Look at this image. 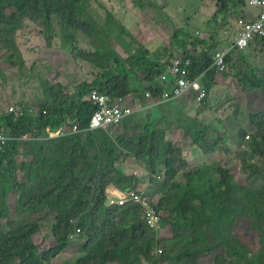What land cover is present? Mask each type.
Instances as JSON below:
<instances>
[{"label": "trees", "instance_id": "trees-1", "mask_svg": "<svg viewBox=\"0 0 264 264\" xmlns=\"http://www.w3.org/2000/svg\"><path fill=\"white\" fill-rule=\"evenodd\" d=\"M211 1L217 3L218 12L222 15L228 14L229 8H235L239 2L246 3L243 0ZM144 2L135 0L134 5L144 10ZM96 9L105 12L104 26L114 28L138 47L127 58L112 49L91 52L74 47L78 59L91 65L95 71L93 81L80 84L71 96L65 93L62 84H46V102L39 105L35 103L39 109L35 118L27 113L19 118L7 113L0 116V130L6 128L12 135L30 132L32 125L41 130L48 119L53 120L55 128L68 120L76 121L81 130L54 140L12 142L0 152V218L11 219L12 226L8 233L0 234V264H49L52 258L65 251L70 242L79 236L84 241L81 244L82 252L72 264H152L156 246L162 245L167 249L172 241L179 245L168 248L167 252L164 249V260L168 264H205V257L221 248L227 250V256L217 255L214 264L234 263L230 259L232 255L244 260L245 264H264L263 253L256 251L248 256L243 251V244L233 234L238 217L246 216L260 238H263L264 189L247 187L238 191L234 186L235 180L228 186L229 170L226 168L217 169L220 179L216 190L214 186L202 189L194 185L191 181L193 177L202 174V171L196 170L186 173L188 182L182 185L173 181L180 158L170 152L166 161L167 172L164 174L167 177L157 183V192L161 196L157 198V203L154 202L162 215L159 231L151 228L142 218L138 204H108L111 195L107 188L110 184H117L120 191L139 190L136 189L137 177L115 166L121 158L118 148L125 145L120 134L114 138V135L102 129L89 130L96 107L86 98L94 90L111 97L135 96L142 92L144 98L146 90H151L153 96L158 97L161 87L154 91L152 86L166 66L156 62L100 0H0V58L6 49L10 52V66L17 65L13 60H23L15 36L17 31L25 28L26 21L41 26V34L45 35L48 43L51 36L47 32L52 30L54 18L59 19L65 31L69 32L71 43L75 44L77 32L88 38H99L104 29L94 17ZM174 38L178 47L186 45L178 35ZM213 50L188 56L193 63L192 75L197 77L204 74L202 83L208 94L217 77V72L211 69ZM229 56L226 59V72L233 71ZM131 74L139 78V87L131 84ZM134 115L127 117L117 128L126 129L129 120H136ZM249 117L257 131L252 135L246 130L239 132L240 140L244 141L247 136L249 138L242 169L251 174H264L263 169L247 158L249 154L264 157V111H250ZM150 129L147 126L136 143L135 154L138 158L149 157L150 171L156 173V161L160 158L159 145L163 137ZM219 138L225 142L229 140L227 134ZM219 138L209 140L198 131L192 134L193 142L205 155L223 149L224 142ZM20 144L29 146L33 161L23 165L29 185L19 195L16 212L23 214L17 217V221L13 219L9 204L13 184L11 176L5 172V162ZM91 148L97 149L93 156L90 154ZM224 150L230 151V148L225 147ZM42 212L37 220L31 219ZM48 215L55 218L50 224L52 239L47 243H36L33 237L41 231L38 220ZM77 228L81 230L80 234L70 240V234ZM159 263V259L153 262Z\"/></svg>", "mask_w": 264, "mask_h": 264}, {"label": "rangeland", "instance_id": "rangeland-1", "mask_svg": "<svg viewBox=\"0 0 264 264\" xmlns=\"http://www.w3.org/2000/svg\"><path fill=\"white\" fill-rule=\"evenodd\" d=\"M107 1L109 3L107 8L116 17V0ZM159 4L162 5V2L160 1ZM159 9L160 6H156V8H152L151 12H146L143 21L145 28L141 34L139 33L140 29L136 31V39L144 47L145 44H149L146 46L148 48L151 47L150 45H154L153 57L162 61L163 65L176 55H199L203 51H212L220 41L229 42L231 36L225 31L228 25L233 24L237 18L210 15L204 19L201 25L196 24L194 30H190L187 24V28L182 27L181 29H188L187 31L192 33L189 36H183L176 29V26L179 25L178 21L171 24V21L166 19L160 20ZM94 17L100 25L105 24L106 15L103 10L96 9ZM195 17L194 15L189 16L190 19ZM185 22L186 20H184V24ZM121 23L123 24V22ZM102 27L104 32L101 31L97 39L88 38L81 32H77L74 44L69 40V32L65 31L59 19L54 18L52 30L47 32V35L51 36L50 43H48L45 35L41 34L43 28L32 21H26L25 28L17 31L15 36L23 60H13L17 65L12 67L9 61L10 52L5 49L1 54L3 57L0 58V113H4L7 106L13 101L37 108L36 104L46 102L44 89L48 83L50 85L62 84L65 93L71 96L80 84L93 81L95 71L91 65L78 59L74 47L91 52L112 49L123 58L131 56L136 51L138 45L125 38L117 30L104 25ZM175 35H178L181 41L186 42L184 47H178ZM245 50H236L231 53L229 58L233 65V71L217 73L213 82L215 84L211 85L209 96L205 102H198L196 93L189 92L178 100L152 106L143 97L142 90H138L141 92L135 95L138 107L145 108L134 113L136 120H129L126 129L125 127L116 128L111 133L114 138L120 134V138L123 137L125 142V145L118 148L121 158L116 162V168L126 174L136 176V189L148 192L152 195L155 203L161 196L157 192L159 189L157 183L167 177L164 174L167 172L166 161L170 152L171 155L180 158V162L176 166L177 174L173 179L174 182L177 181L184 185L188 182L187 172L196 170L201 173L202 171V174L193 177L192 183L202 189L214 186L216 190L220 179L217 169L226 168L229 170L228 186L231 185V181L235 180L234 186L238 191L247 187L264 189V174H251L250 171L242 169L244 154L248 152L249 138L247 136L242 141L239 137L241 130H246L249 135L257 131L253 128L249 112L262 113L264 111V43L252 44L250 55ZM131 77V84L134 87H139L141 84L139 78L134 74H131ZM144 86H147V83H144ZM147 126L151 127V131H155L163 137V141L159 145L160 158L156 161V173L150 171L149 157L138 158L135 154L136 143L145 133ZM195 131L202 133L209 140L218 139L220 135L227 134L229 140L225 142L219 138L224 142H222L223 149L205 155L192 140V134ZM225 147H229L230 151L224 150ZM96 152L97 149L91 148L92 156ZM31 153L33 152L29 146L20 144L5 162V172L11 176L10 180L13 184L9 204L13 210V219L17 221H19L17 217L23 214L16 212L18 198L29 185L28 179L24 175L23 165L33 161ZM247 158L251 163L264 170V157L249 154ZM115 185L117 186V184ZM41 214L43 212L33 215L31 219L37 220ZM10 220L9 218H0L1 235L8 233L12 228ZM38 221L41 224V231L33 237L34 241L40 244L47 243L52 239L50 224L55 221V218L53 215H48ZM236 226L233 234L239 243L243 244L244 253L251 256L253 252L257 251V253H263L264 256V234L261 239L260 234L253 228L246 216L238 217ZM207 230L209 231V229ZM82 241L79 236L74 242H70L67 249L52 258L49 264H72L75 262L82 252L81 244L84 243ZM178 245L172 241L167 249L176 248ZM160 246L167 252L164 246ZM217 255L226 257L227 250L221 248L213 255L208 254L204 259L205 264H214L213 260ZM230 259L235 262L222 264H245L244 260H238L236 255H232Z\"/></svg>", "mask_w": 264, "mask_h": 264}, {"label": "built area", "instance_id": "built-area-1", "mask_svg": "<svg viewBox=\"0 0 264 264\" xmlns=\"http://www.w3.org/2000/svg\"><path fill=\"white\" fill-rule=\"evenodd\" d=\"M248 3L253 7L260 8L262 11L256 20L237 19L236 23L239 26L237 34L229 42L223 43L221 41L222 43L217 44L213 50V64L211 66V69L217 73L226 72V59L232 52L245 50L258 41H263L264 43V0H248ZM192 65V59L186 55H176L171 58L165 64V70L152 86L154 91L158 87H161L160 95L154 97L151 90H146L145 98L152 106H155L164 102L178 100L189 92H195L197 101L200 103L205 102L209 94L202 83L204 74L194 77L192 75ZM86 99L96 107L95 113L92 115L89 123V130L92 131L102 129L111 134V130L119 127L127 117L133 115L137 110H141L137 109V100L133 94L111 97L98 92V90H94ZM5 113L14 114L18 118L27 113L35 118L39 113V109L32 105H24L13 101L7 106L5 112L0 113V115H4ZM54 124L53 120H45L43 129L40 130L36 125H32V131L25 132L23 135H12L8 133L6 128H2L0 130V152L4 151L12 142L48 141L81 131L79 123L76 121L68 120L56 128L53 127ZM108 200L110 204H138L141 208L140 214L147 224L155 229V231L161 230L162 215L156 209L152 196L145 192V190L130 189L119 191L117 196H109ZM80 232L79 228L73 231L70 234V240L77 238ZM163 252L164 249L157 245L154 249V259L151 263L153 264V262L159 259V264H168L164 260Z\"/></svg>", "mask_w": 264, "mask_h": 264}, {"label": "crops", "instance_id": "crops-1", "mask_svg": "<svg viewBox=\"0 0 264 264\" xmlns=\"http://www.w3.org/2000/svg\"><path fill=\"white\" fill-rule=\"evenodd\" d=\"M105 6H108L107 0H100ZM135 0H116V18L123 22L127 29L136 37V31L140 29L141 31L145 28L144 16H146V12H151L152 8H156V6H160L159 11L161 12L159 18L161 21L164 19L171 21L170 23H174L175 21L179 22V25L176 26L177 31L181 32L183 36H189L192 34L191 31H187L186 29H181L182 27H188L190 30H194L196 24L201 25L204 19L210 15H217L218 17L228 18L232 16L233 24H229L225 33L227 32L231 38L237 34L239 26L236 21L239 18H243L246 20H256L259 14L261 13V9L257 7L251 6L247 0H243L246 3L239 2L238 5L234 8H229L228 14L222 15L218 12V5L216 2L211 0H144L145 9L141 10L134 5ZM162 2V5L159 2ZM164 1V2H163ZM152 4L156 5L153 6ZM237 12V14H236ZM194 15L195 18L190 19L189 16ZM153 17V16H152ZM149 18V17H148ZM184 20H186L184 24ZM188 26H187V25ZM153 30V28H152ZM226 33V34H227ZM139 41V40H138ZM140 42V41H139ZM221 42V41H220ZM222 43V42H221ZM141 44V42H140ZM153 44V43H151ZM219 44V42H218ZM149 44H145V47ZM143 46V45H142ZM151 49L146 47V50L150 52V56L156 61L162 64V61L157 60L153 57V46L150 45ZM257 46V45H256ZM144 47V46H143ZM144 47V48H145ZM251 46L247 48L245 51L250 55L252 50ZM244 51V52H245ZM148 106V105H147ZM145 108V107H144ZM143 107L141 110L144 109ZM138 109V107H137ZM140 110V111H141ZM119 189L115 184H110L107 188V192L111 196H115L119 193Z\"/></svg>", "mask_w": 264, "mask_h": 264}]
</instances>
